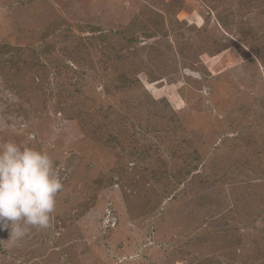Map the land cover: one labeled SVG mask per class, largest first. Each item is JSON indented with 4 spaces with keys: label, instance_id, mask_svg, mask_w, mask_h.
<instances>
[{
    "label": "rangeland",
    "instance_id": "374dc122",
    "mask_svg": "<svg viewBox=\"0 0 264 264\" xmlns=\"http://www.w3.org/2000/svg\"><path fill=\"white\" fill-rule=\"evenodd\" d=\"M5 140L63 189L0 264H264V0H0Z\"/></svg>",
    "mask_w": 264,
    "mask_h": 264
},
{
    "label": "clouds",
    "instance_id": "9594fccd",
    "mask_svg": "<svg viewBox=\"0 0 264 264\" xmlns=\"http://www.w3.org/2000/svg\"><path fill=\"white\" fill-rule=\"evenodd\" d=\"M62 189L47 151L13 140L0 142V229H10L9 240H22L30 227L47 229Z\"/></svg>",
    "mask_w": 264,
    "mask_h": 264
}]
</instances>
